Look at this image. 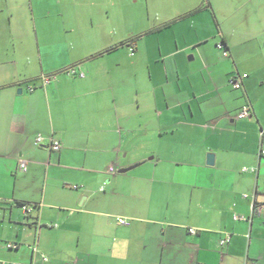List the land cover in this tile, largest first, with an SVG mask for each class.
I'll use <instances>...</instances> for the list:
<instances>
[{
  "label": "crops",
  "instance_id": "obj_1",
  "mask_svg": "<svg viewBox=\"0 0 264 264\" xmlns=\"http://www.w3.org/2000/svg\"><path fill=\"white\" fill-rule=\"evenodd\" d=\"M34 1L0 0V264H264V208L251 209L253 195L264 203V29L249 26L248 55L246 40L231 44L222 35L226 47H216L223 56H232L231 46L240 53L227 73L215 70V63L203 66L207 91L201 94L208 98L195 112L190 104L199 89L191 72L169 103L160 90L170 83L167 71L159 73L165 82L147 94L144 79L130 75L121 59L116 72L113 62H94L114 47L115 30L92 16L100 10L127 14L139 0H78L76 11L84 8L90 23L51 29L55 34L47 41L48 24L34 23ZM56 3L63 6L60 15H68L67 0ZM128 41L118 40L117 49ZM41 42L45 49L69 47L77 54L46 62ZM133 42L132 55L138 48ZM176 48V54L182 50ZM70 66L75 74L63 71ZM42 75L51 78L42 83ZM239 77L242 85L234 88L230 79ZM128 82L136 86V123L123 93ZM182 92L186 98L177 97ZM142 94L161 103L150 114L157 125L143 118ZM212 95L218 104H211ZM244 104L251 114L237 118ZM150 126L158 128L154 138L161 145L147 157L135 144L147 140ZM37 134L57 138L60 150L52 151L48 140L35 145ZM208 153L214 154L212 165ZM141 164L150 165L153 186H133L128 171ZM118 175L129 186H120ZM17 202L34 208L26 212ZM116 216L130 223L119 225ZM224 232L230 238L221 245Z\"/></svg>",
  "mask_w": 264,
  "mask_h": 264
},
{
  "label": "rangeland",
  "instance_id": "obj_2",
  "mask_svg": "<svg viewBox=\"0 0 264 264\" xmlns=\"http://www.w3.org/2000/svg\"><path fill=\"white\" fill-rule=\"evenodd\" d=\"M77 2L78 0H67L68 15H60L62 14L60 9L63 6L56 3V0H47V3L42 5L38 4L37 0L34 1V23L36 22L39 28L48 24L45 28L46 36L44 39L46 41L50 35L55 34L53 30L62 28L63 25L67 26L71 22L78 21L90 23V16L83 12L84 8L76 11V8L81 7L76 4ZM131 7L132 9L125 11L127 14L124 15L119 12L109 11L108 13L105 10H100L92 16L94 23H107L115 30L112 37L113 43H115L114 47L109 48L111 50L107 51L104 57L95 58L96 61L94 62L96 64L102 60L113 62L111 66L116 72L118 68H116L115 61L118 63V59H121L120 61L124 62L123 65L128 66L130 75L136 72L140 75V79H144L145 83L142 88L147 94L154 84L158 85L165 82L164 77H160L159 73L164 74L167 71L170 83L165 84V88L160 90L161 92L165 91V97L168 98L169 103L173 101V97L175 98L173 93L176 88L181 90L186 88L191 72L195 81L194 88L199 89L198 94L190 104L195 112L204 106L208 98V96L201 94L207 91L206 84L203 83L207 71L203 69V66L207 65V62L211 65L215 63V65L217 64L214 66L215 70H222L227 73L234 66L232 62L234 56H238L240 53L235 54L231 46L232 56L224 57L223 49L216 47L218 43H222V35L225 34L231 44H233L234 39L237 42L246 40V55H248L250 38L254 35L253 32L249 31V26L256 25L257 29H264V0H139L138 6L134 4ZM79 11L82 13L81 15ZM36 32L35 29V56L39 51ZM38 33H40L39 30ZM261 33L263 34V32ZM124 39L130 41L127 44L125 42L122 49H117L116 42ZM131 41L138 45L134 55L128 51L133 45L129 44ZM40 46L43 59L46 62L68 60L77 54L74 49L69 47L60 50L52 47L45 49L42 47V42ZM159 46L161 54L158 50ZM176 47L179 49L186 48L179 50L176 54L175 50H178ZM160 55L165 58L161 59ZM210 69L212 70V68ZM127 86L128 92L124 91L123 93L128 102L126 104L132 109L136 105L133 96L136 86L131 82H128ZM180 96L186 98L187 94L182 92L181 95H177V97ZM144 97L145 100H143V94L140 95L142 100L140 111L143 112L146 108L143 112L146 116L143 118L155 123L152 125H157L155 121L157 118L154 114H150L153 109H157V104L160 105L161 103L152 102L149 95ZM210 97L213 99L211 104H218L215 95ZM132 110L135 117L132 118L131 122L136 123L141 116L137 115L136 107L135 110ZM157 129L154 126L146 128L143 137H146L147 140L144 143L135 144V151H148L147 157H151L153 152L149 151H153L155 147L161 145L156 146L154 135L157 134ZM142 131V128L137 127L135 135L140 138ZM196 134L201 135V132L196 129ZM145 164L135 166L128 171V176L134 180L133 186H153L152 173L148 170L150 165ZM118 176L119 179L116 182L120 180V186H129L128 182H122V175ZM144 177L146 179H143ZM158 185L164 186L160 183Z\"/></svg>",
  "mask_w": 264,
  "mask_h": 264
},
{
  "label": "built area",
  "instance_id": "obj_3",
  "mask_svg": "<svg viewBox=\"0 0 264 264\" xmlns=\"http://www.w3.org/2000/svg\"><path fill=\"white\" fill-rule=\"evenodd\" d=\"M222 46L225 47L223 44L219 47H222ZM132 50L133 49H131V51ZM223 54L226 55L227 53L224 51ZM65 72L68 74H75L74 66H70V67L66 68ZM79 75L84 76V73L81 71L79 73ZM245 76H247V74H242V77H245ZM50 78H51L50 75H42L40 77V80L42 83H47L50 80ZM230 83L234 88H240L242 85V80L240 77L239 78H232V79H230ZM32 89H33V87L30 86L29 90H32ZM250 114H251V108H250L249 104H244L240 108V110L238 111L237 118H246ZM45 140H48V145L52 151L58 152L60 150V148H61L60 141L51 135L50 136H44L42 134H37L34 137V144L40 146L41 144L44 143ZM260 154L264 155V149L263 148L260 150ZM20 165H21V168L23 170H25L26 166H25V163L23 161H21ZM243 169H246V167H244ZM108 171L114 173L116 171V167L114 165H111V166H109ZM72 187L77 188V185L74 184V185H72ZM102 189H103V187H101V190ZM247 196H248V194H246V193L243 194V197H247ZM20 206L26 212H28L34 208L32 205L27 204V203H23ZM262 208H264V203L257 202L256 197L253 195L251 198V209L255 212H260V210ZM234 217L239 218V216H234ZM116 223L119 225H128L130 223V218L124 217V216H116ZM188 231L190 233L194 234L197 232V229L190 227V228H188ZM229 238H230V234L228 232H224L223 237L219 240L220 244L223 245L224 243L228 242ZM6 246L9 248H12L14 246V244L7 243ZM43 260H46L45 256H43ZM245 264H256V263L253 261H247Z\"/></svg>",
  "mask_w": 264,
  "mask_h": 264
},
{
  "label": "water",
  "instance_id": "obj_4",
  "mask_svg": "<svg viewBox=\"0 0 264 264\" xmlns=\"http://www.w3.org/2000/svg\"><path fill=\"white\" fill-rule=\"evenodd\" d=\"M21 90L19 89L18 90V92H20ZM206 163L207 164H210V165H212L213 163H214V154L213 153H208L207 155H206ZM130 168H132V167H127V168H121V169H119L118 170V172H125V171H127L128 169H130Z\"/></svg>",
  "mask_w": 264,
  "mask_h": 264
},
{
  "label": "trees",
  "instance_id": "obj_5",
  "mask_svg": "<svg viewBox=\"0 0 264 264\" xmlns=\"http://www.w3.org/2000/svg\"><path fill=\"white\" fill-rule=\"evenodd\" d=\"M222 44L226 47L224 41H222ZM65 70H66V69H64L63 71L65 72ZM17 203H18V205H22V204L25 203V202H17Z\"/></svg>",
  "mask_w": 264,
  "mask_h": 264
}]
</instances>
